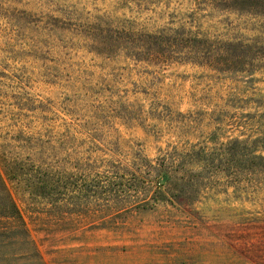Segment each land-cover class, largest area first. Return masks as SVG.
Instances as JSON below:
<instances>
[{"label": "rangeland", "instance_id": "1", "mask_svg": "<svg viewBox=\"0 0 264 264\" xmlns=\"http://www.w3.org/2000/svg\"><path fill=\"white\" fill-rule=\"evenodd\" d=\"M0 174L45 264H264V0H0Z\"/></svg>", "mask_w": 264, "mask_h": 264}, {"label": "trees", "instance_id": "2", "mask_svg": "<svg viewBox=\"0 0 264 264\" xmlns=\"http://www.w3.org/2000/svg\"><path fill=\"white\" fill-rule=\"evenodd\" d=\"M232 144L231 146H229ZM228 146L224 148H220L219 150H215L213 152H207V150H198L195 151L197 156V161H200V165L204 166L207 162L212 158L213 154H226L228 159L231 156L235 157V151L237 148H241L242 151L248 150L249 141L248 140H235L232 141ZM193 152V151H192ZM192 152H187L185 156H190ZM219 154V155H220ZM257 157L253 154V158ZM168 159L167 155L162 157V160L166 162ZM194 159V158H193ZM169 162V161H168ZM165 165V163H164ZM176 166V160L171 159L170 169L174 171ZM166 173V172H165ZM169 174V173H168ZM0 181H2V177L0 174ZM170 184L173 183V177L169 179ZM160 195L164 198L166 204H170L173 207H183L188 208L189 204H182L176 200L177 197L183 196L185 194H179V192L174 191V189L169 188L168 190L163 187H157ZM183 191V190H182ZM184 192V191H183ZM151 202L147 201L144 204H139L134 208L142 209V210H150ZM7 209V208H5ZM3 212V216H0V264H11L14 260H23L24 264H45L42 256L38 250L37 245L32 240L25 223L23 222L18 210L15 208L14 204ZM120 214L127 213L132 211V208L127 210H119ZM12 263V264H13Z\"/></svg>", "mask_w": 264, "mask_h": 264}]
</instances>
